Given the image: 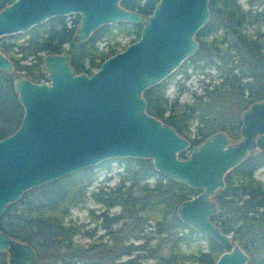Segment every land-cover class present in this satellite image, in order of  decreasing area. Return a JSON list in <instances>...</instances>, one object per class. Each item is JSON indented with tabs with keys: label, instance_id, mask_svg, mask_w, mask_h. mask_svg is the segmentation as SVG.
Here are the masks:
<instances>
[{
	"label": "trees",
	"instance_id": "obj_1",
	"mask_svg": "<svg viewBox=\"0 0 264 264\" xmlns=\"http://www.w3.org/2000/svg\"><path fill=\"white\" fill-rule=\"evenodd\" d=\"M10 1L0 0V8ZM155 1L119 3L146 14ZM245 1L247 7L238 0H208V19L194 33L197 50L142 91L146 111L187 137L190 146L216 131L224 132L231 141L238 139L240 111L264 97V6L258 7L264 0ZM77 24V15L71 19L65 15L48 17L25 32L1 35L0 50L11 60L13 73L39 82L45 80L43 54L64 52L74 73L89 74L117 51V42L109 43L111 40L124 34L133 35L132 42L140 30L139 23L115 21L98 26L87 39L78 41L74 39ZM254 24L256 27L247 32V26ZM98 40L107 41V48H99ZM188 68L200 74V80L208 79L201 93L191 91V103L178 105ZM176 75V93L169 99L165 94L167 82ZM215 78L219 80L212 81ZM21 114L11 75L0 69V137L17 126ZM191 122L192 134L188 129ZM185 155L186 150L178 152L179 157ZM114 160L119 181L93 196L104 206L117 205L118 209L110 215L106 210L96 213L101 233L79 244L73 240L79 229L67 218L69 209L80 201L91 181V168L109 169ZM258 167L264 169V150L255 149L224 174L223 187L213 196L216 210L211 219L245 251V264H264V184L254 177ZM65 178L69 183L52 196L42 193L31 197L32 192L41 193ZM195 193V189L153 169L149 158H108L25 190L6 204L0 214V229L34 249L35 259L30 264H211L227 247L182 223L175 212L182 199ZM93 234L94 230L84 232L88 237ZM0 264H8L3 251Z\"/></svg>",
	"mask_w": 264,
	"mask_h": 264
},
{
	"label": "water",
	"instance_id": "obj_2",
	"mask_svg": "<svg viewBox=\"0 0 264 264\" xmlns=\"http://www.w3.org/2000/svg\"><path fill=\"white\" fill-rule=\"evenodd\" d=\"M120 0H12L0 8V36L25 32L52 15L76 12L74 39L83 41L98 26L139 23V36L104 58L87 74L74 73L67 54L41 57L45 80L13 73L0 50V69L11 84L22 114L0 137V214L27 189L108 158H149L151 166L196 193L176 206L185 225L227 249L211 264H245L247 254L212 221L213 196L224 174L252 150H264V97L239 113L240 136L213 132L193 146L187 137L146 111L142 91L159 82L198 48L195 31L208 19V0H156L143 14ZM187 150L185 157L178 152ZM0 251L8 264H30L34 249L0 229Z\"/></svg>",
	"mask_w": 264,
	"mask_h": 264
},
{
	"label": "rangeland",
	"instance_id": "obj_3",
	"mask_svg": "<svg viewBox=\"0 0 264 264\" xmlns=\"http://www.w3.org/2000/svg\"><path fill=\"white\" fill-rule=\"evenodd\" d=\"M238 1L243 7H247L245 0H238ZM262 6H264V3L258 5V7H262ZM72 15L73 14H68L66 17L70 19ZM255 27H256L255 24L252 26H247L246 30L247 32H251L252 29H254ZM132 37L133 35L119 34L118 36H116V38H114V40H111L109 43H113V41H116L117 43L115 45V49L118 51L124 48L128 43H130ZM105 42L108 43L107 41ZM106 43H104L103 40L97 41V45L101 49L107 48L108 44ZM208 70H210V73H212L213 77H215L213 74L214 73L213 69L210 68ZM187 71L189 73V76L188 78L182 81L184 89L178 93V97H177L178 105L184 102L191 103L193 99L191 91H194L196 94L201 93L202 84L205 83V81L208 79V77L205 76L202 78V80H200L201 75L196 74L190 68H188ZM176 78L177 75L169 79L167 82L165 94L169 99H172V97L176 93V84H175ZM218 80H219L218 78H215L212 81H218ZM188 129L190 134L194 132V122L190 123ZM187 153L188 151L186 150V154ZM111 159H115V158H111ZM110 165L111 167L109 169L99 168L98 166H94L93 168H91V181L88 183V185H86L85 192L81 196L80 201L76 205L71 206L69 209V214L67 215V218L70 219V221L74 222L79 229V231L73 236V240L79 244L90 242L93 239H95L96 236L99 235V233H101V230L98 229L99 218L95 217L96 213H99L102 210H106V214L110 215L111 213H115L118 209L117 205H113L109 207L104 206L100 202L96 201L93 196L94 193L103 191L107 189L108 186L114 185L119 181L120 175L117 174V169H118L117 161L115 160L112 161ZM63 176H59V177H63ZM254 177L261 180L264 184L263 167L256 168V170L254 171ZM69 181L70 180L68 178H65L64 180H61L57 183L47 186L41 193L40 191H35L34 193L32 192L31 197L36 198L40 196L42 193L43 195L50 197L57 189L66 186V184L69 183ZM149 181L151 182L152 179L150 178ZM93 230H94V234L92 236L88 237L84 235L85 231H93ZM103 240L104 237L101 238V241Z\"/></svg>",
	"mask_w": 264,
	"mask_h": 264
},
{
	"label": "flooded vegetation",
	"instance_id": "obj_4",
	"mask_svg": "<svg viewBox=\"0 0 264 264\" xmlns=\"http://www.w3.org/2000/svg\"><path fill=\"white\" fill-rule=\"evenodd\" d=\"M68 14H73L71 18H73L75 15H77V16H78V22H79V14H78V13H76V12H72V13H68ZM68 14H61V15H65V16H67ZM52 16H54V15H52ZM50 17H51V16H50ZM66 18H67V17H66ZM71 18H70V19H71ZM46 19H47V18H46ZM46 19H45V20H46ZM67 19H68V18H67ZM77 25H78V24H77ZM76 27H77V26H76ZM96 28H97V27H96ZM75 31H76V28H75Z\"/></svg>",
	"mask_w": 264,
	"mask_h": 264
}]
</instances>
